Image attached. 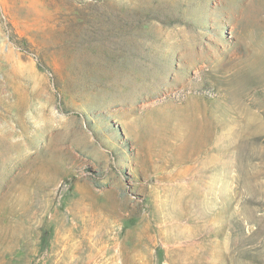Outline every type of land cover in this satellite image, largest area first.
<instances>
[{
	"label": "rangeland",
	"instance_id": "1",
	"mask_svg": "<svg viewBox=\"0 0 264 264\" xmlns=\"http://www.w3.org/2000/svg\"><path fill=\"white\" fill-rule=\"evenodd\" d=\"M0 264H264V0H0Z\"/></svg>",
	"mask_w": 264,
	"mask_h": 264
},
{
	"label": "bare ground",
	"instance_id": "2",
	"mask_svg": "<svg viewBox=\"0 0 264 264\" xmlns=\"http://www.w3.org/2000/svg\"><path fill=\"white\" fill-rule=\"evenodd\" d=\"M159 235V234H158ZM156 236V235H155ZM101 244H100V242H96V244H92V246L90 247V246H87V251H85V249H84V251H83V257H84V259L85 260H83V261H86L87 260V258H89V255L91 254V252H92V247L94 248V250L95 251H100L101 250V248L103 249V247H98V246H100ZM95 246V247H94ZM76 247H77V245H76V243H74V242H68V243H66V245H65V251H73L74 252V250L76 249ZM114 247V245H110L109 247H108V251L109 250H111L112 248ZM80 250H81V248H80ZM85 252V253H84ZM114 254H117V252H115ZM86 263V262H85Z\"/></svg>",
	"mask_w": 264,
	"mask_h": 264
}]
</instances>
